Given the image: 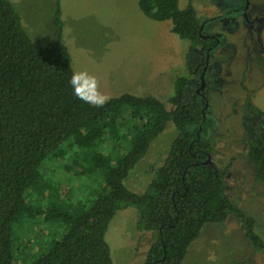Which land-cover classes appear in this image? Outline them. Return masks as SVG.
<instances>
[{"label": "trees", "instance_id": "16d2710c", "mask_svg": "<svg viewBox=\"0 0 264 264\" xmlns=\"http://www.w3.org/2000/svg\"><path fill=\"white\" fill-rule=\"evenodd\" d=\"M56 5L53 39L43 45L27 35L14 6L0 0V264H112L105 231L128 206L137 211L139 229L157 234L142 264H181L201 227L229 214L264 250L254 219L225 192L226 169L212 159L207 87L196 92L181 73L172 79L170 109L153 95L130 92L100 108L86 104L69 83L74 71ZM138 6L152 20H169L171 32L189 42L187 64L199 57L198 47L218 44L202 38L190 3L138 0ZM243 105L255 115L245 155L264 192V111L249 100ZM169 120L177 134L163 162L149 167L141 191L129 188V172ZM36 222L51 230L45 245ZM14 226L29 230L35 245H14Z\"/></svg>", "mask_w": 264, "mask_h": 264}, {"label": "rangeland", "instance_id": "374dc122", "mask_svg": "<svg viewBox=\"0 0 264 264\" xmlns=\"http://www.w3.org/2000/svg\"><path fill=\"white\" fill-rule=\"evenodd\" d=\"M8 1L30 39L43 45L53 39L52 19L58 4L61 40L68 48L73 71L95 75L100 90L110 97L122 92L150 94L170 109L167 99L173 77L187 75L195 66L185 61L189 42L171 32L169 20L148 18L139 9L138 0ZM178 1L181 8L190 3L196 16L206 19L203 32L219 40L205 77L210 85L209 109L215 117L210 133L212 159L218 168L226 169L225 192L230 200L254 219L255 231L264 238L263 187L255 178V167L247 160L244 146L255 115L243 110L249 100L264 111V0H245L249 16L256 19L254 24L228 14L240 0ZM192 77L196 80V75ZM176 134L173 123L167 121L125 179L129 188L142 190L152 175L149 167L163 162ZM136 214V209L128 206L117 210L108 223L104 238L112 264H142L157 238L154 230L136 226ZM33 227L46 232L42 238L45 245L51 237L48 223L36 222ZM244 229L234 214L223 222L204 224L181 264H264V250L245 237ZM28 231L14 226L13 244L29 241L35 245Z\"/></svg>", "mask_w": 264, "mask_h": 264}, {"label": "flooded vegetation", "instance_id": "af4514ba", "mask_svg": "<svg viewBox=\"0 0 264 264\" xmlns=\"http://www.w3.org/2000/svg\"><path fill=\"white\" fill-rule=\"evenodd\" d=\"M248 7H249L248 1L240 0L238 2V6L233 7V9L231 8L230 13H228V14H230L232 17L242 16L248 24H254L255 23L254 20H256V19H253L252 17L249 16V8ZM202 20L203 21L199 27V33L201 34L202 38L205 40H210V39L214 38L215 43H219V40L215 39L214 35L206 34L203 32V25L202 24L204 23V21H206V19H202ZM200 28H201V30H200ZM201 32H203V33H201ZM217 51H218L217 44L212 48L210 46H208L205 50H202L201 47H198L199 57L198 56L193 57V61H194L193 63L195 64L194 69H191L190 73L187 72L189 74V76L192 75L195 77V75H196V77H195L196 80H193V77L191 76V79L193 80L194 84H196V86H195L196 92H200V91L204 90L206 87L208 88L210 86L208 81H206L205 77L209 71L208 69L211 68L212 56ZM213 66H214V64H213ZM198 68H200V69L198 70ZM192 70H194V71L192 72ZM201 85H202V89L200 88ZM199 88H200V90H199ZM208 106H209V101H208Z\"/></svg>", "mask_w": 264, "mask_h": 264}, {"label": "clouds", "instance_id": "9594fccd", "mask_svg": "<svg viewBox=\"0 0 264 264\" xmlns=\"http://www.w3.org/2000/svg\"><path fill=\"white\" fill-rule=\"evenodd\" d=\"M69 83L74 90V95L93 107H103L110 100V96L100 90L99 79L86 70L74 72Z\"/></svg>", "mask_w": 264, "mask_h": 264}, {"label": "water", "instance_id": "95a60500", "mask_svg": "<svg viewBox=\"0 0 264 264\" xmlns=\"http://www.w3.org/2000/svg\"><path fill=\"white\" fill-rule=\"evenodd\" d=\"M202 27V26H201ZM200 30H201V28H200ZM200 88H202V85H201V87Z\"/></svg>", "mask_w": 264, "mask_h": 264}]
</instances>
